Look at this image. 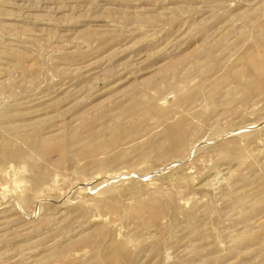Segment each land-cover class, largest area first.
Masks as SVG:
<instances>
[{"label": "rangeland", "instance_id": "rangeland-1", "mask_svg": "<svg viewBox=\"0 0 264 264\" xmlns=\"http://www.w3.org/2000/svg\"><path fill=\"white\" fill-rule=\"evenodd\" d=\"M0 264H264V0H0Z\"/></svg>", "mask_w": 264, "mask_h": 264}, {"label": "bare ground", "instance_id": "bare-ground-1", "mask_svg": "<svg viewBox=\"0 0 264 264\" xmlns=\"http://www.w3.org/2000/svg\"><path fill=\"white\" fill-rule=\"evenodd\" d=\"M171 128V127H170ZM174 132V131H173ZM171 134V133H170ZM175 150V149H174Z\"/></svg>", "mask_w": 264, "mask_h": 264}]
</instances>
